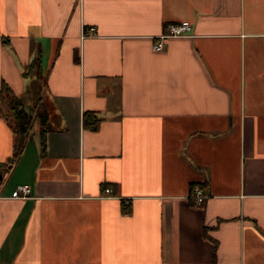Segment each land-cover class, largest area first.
Masks as SVG:
<instances>
[{
	"label": "crops",
	"instance_id": "1",
	"mask_svg": "<svg viewBox=\"0 0 264 264\" xmlns=\"http://www.w3.org/2000/svg\"><path fill=\"white\" fill-rule=\"evenodd\" d=\"M3 81L49 132L0 117V264H264V0H0Z\"/></svg>",
	"mask_w": 264,
	"mask_h": 264
},
{
	"label": "trees",
	"instance_id": "2",
	"mask_svg": "<svg viewBox=\"0 0 264 264\" xmlns=\"http://www.w3.org/2000/svg\"><path fill=\"white\" fill-rule=\"evenodd\" d=\"M4 44L7 41L3 39ZM75 58L79 61L78 53L75 52ZM40 58H35L23 72L25 78L38 77L45 80V74L39 70ZM37 78V79H38ZM30 93V92H29ZM29 93L25 96H17L14 94L10 86L6 82H2L0 86V117L5 119L11 126L14 134L13 156L11 158V165L14 164L20 156L24 147L26 139L33 128L35 118L39 119L40 126V141L44 146L46 142V135L49 132L47 120V113L41 112L39 102L42 100V95L29 97ZM33 93V91L31 92ZM30 93V95H31ZM35 93V92H34ZM33 93V94H34ZM102 118L95 112L86 111L83 115V125L85 128L96 131L99 129ZM111 189L110 184H105L104 190Z\"/></svg>",
	"mask_w": 264,
	"mask_h": 264
},
{
	"label": "built area",
	"instance_id": "3",
	"mask_svg": "<svg viewBox=\"0 0 264 264\" xmlns=\"http://www.w3.org/2000/svg\"><path fill=\"white\" fill-rule=\"evenodd\" d=\"M94 31L93 28L87 32L88 35H91ZM192 31V24L189 21H182L179 23H167L164 27L163 33L156 39V42L153 44L154 51H162L165 49L166 43L165 40L172 37H181L187 36ZM106 193H111L112 189H106ZM31 195V188L29 185H19L16 190L12 193L11 198L13 199H26ZM191 198L194 200L195 205L201 206L206 196L203 193L202 189L199 187L193 189L191 193Z\"/></svg>",
	"mask_w": 264,
	"mask_h": 264
},
{
	"label": "rangeland",
	"instance_id": "4",
	"mask_svg": "<svg viewBox=\"0 0 264 264\" xmlns=\"http://www.w3.org/2000/svg\"><path fill=\"white\" fill-rule=\"evenodd\" d=\"M42 73V72H41ZM44 74V73H43ZM43 85H44V80L42 79L41 80V87H43ZM38 89H40V84H38ZM36 93V96L38 95H41V91L39 90V91H37V92H35ZM35 95V94H34ZM35 96V97H36ZM38 96H37V98H38ZM42 110V109H41ZM43 111V110H42ZM36 120L34 121V124L33 125H35V123H39V119H37V118H35ZM39 125V124H38ZM39 130H40V126H39Z\"/></svg>",
	"mask_w": 264,
	"mask_h": 264
}]
</instances>
